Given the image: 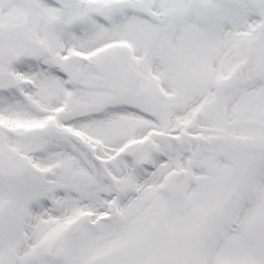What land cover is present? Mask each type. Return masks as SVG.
I'll return each mask as SVG.
<instances>
[{"label": "snow or ice", "instance_id": "1", "mask_svg": "<svg viewBox=\"0 0 264 264\" xmlns=\"http://www.w3.org/2000/svg\"><path fill=\"white\" fill-rule=\"evenodd\" d=\"M0 264H264V0H0Z\"/></svg>", "mask_w": 264, "mask_h": 264}]
</instances>
